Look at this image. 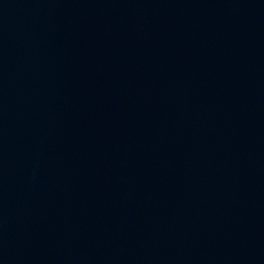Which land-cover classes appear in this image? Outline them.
I'll return each instance as SVG.
<instances>
[{
    "label": "water",
    "instance_id": "obj_1",
    "mask_svg": "<svg viewBox=\"0 0 264 264\" xmlns=\"http://www.w3.org/2000/svg\"><path fill=\"white\" fill-rule=\"evenodd\" d=\"M33 0H0V97Z\"/></svg>",
    "mask_w": 264,
    "mask_h": 264
}]
</instances>
